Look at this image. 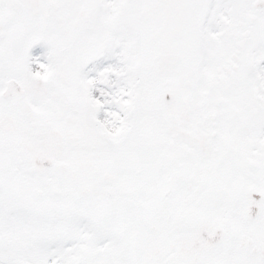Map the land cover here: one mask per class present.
Wrapping results in <instances>:
<instances>
[{"label":"snow or ice","instance_id":"6c2138e0","mask_svg":"<svg viewBox=\"0 0 264 264\" xmlns=\"http://www.w3.org/2000/svg\"><path fill=\"white\" fill-rule=\"evenodd\" d=\"M0 264H264V0H0Z\"/></svg>","mask_w":264,"mask_h":264}]
</instances>
